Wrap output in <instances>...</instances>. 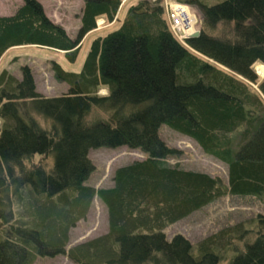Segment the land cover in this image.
Segmentation results:
<instances>
[{
  "label": "trees",
  "instance_id": "1",
  "mask_svg": "<svg viewBox=\"0 0 264 264\" xmlns=\"http://www.w3.org/2000/svg\"><path fill=\"white\" fill-rule=\"evenodd\" d=\"M82 0L74 37L37 0L0 15V57L11 47L61 51L73 64L98 20L78 71L53 61L67 89L44 96L31 70L0 71V264L65 255L73 264H264V212L191 243L163 229L225 196L264 208V0H174L199 13V35L181 44L161 0ZM126 10L118 20L121 9ZM113 24V25H114ZM106 90L105 94L99 93ZM161 124L226 165V178L183 169ZM125 146L145 158L114 169L108 187L86 185L88 151ZM107 230L67 247L94 197Z\"/></svg>",
  "mask_w": 264,
  "mask_h": 264
},
{
  "label": "rangeland",
  "instance_id": "2",
  "mask_svg": "<svg viewBox=\"0 0 264 264\" xmlns=\"http://www.w3.org/2000/svg\"><path fill=\"white\" fill-rule=\"evenodd\" d=\"M37 1L42 5L48 18L62 26L69 37L75 36L79 26L78 14L82 0ZM136 1L129 0L128 2L135 3ZM166 1L169 2L170 0ZM21 3L22 0H0V15L7 16L12 14ZM125 10L126 8L123 6L121 11L118 12V20L122 19ZM187 10L195 19H200L199 13L195 8L189 6ZM113 24H105L103 19L98 20L97 31L87 34L83 39L78 57L73 64L65 59L61 51L27 45L7 49L0 58V71L6 70L15 78L20 79V67L26 65L31 70L35 89L39 93L50 97L58 96L66 91L67 85L55 79L51 69L52 62L59 63L66 70L78 71L87 52L90 40L97 35L115 29L118 26V21L116 24ZM196 27L198 26L196 25ZM187 48L192 50L188 45ZM252 68L257 78L256 83L250 84L252 88L257 90L258 83L264 77V65L254 63ZM99 93L105 94L106 90L102 89ZM158 134L167 146L173 147L178 151L176 156L168 158L170 164H177L183 169L202 171L212 176H219L222 180H225L226 165L213 157L205 155L191 138L164 124L159 126ZM145 156V152L138 149H128L125 146L90 149L88 157L93 165V170L85 181V184L94 188L111 186V177L114 169L126 165L133 160L145 158ZM256 212H264V208L257 200L249 197L228 195L218 198L175 223L166 226L163 232L167 239H171L175 234H181L191 243H195L222 227L249 219ZM106 230V209L95 196L85 217L77 221L74 227L70 229L66 248L102 235ZM34 264L73 263L65 255H57L52 258L36 259Z\"/></svg>",
  "mask_w": 264,
  "mask_h": 264
},
{
  "label": "built area",
  "instance_id": "3",
  "mask_svg": "<svg viewBox=\"0 0 264 264\" xmlns=\"http://www.w3.org/2000/svg\"><path fill=\"white\" fill-rule=\"evenodd\" d=\"M166 18L176 38L187 47L184 39L194 32L195 23L191 21V15L180 4L164 0Z\"/></svg>",
  "mask_w": 264,
  "mask_h": 264
},
{
  "label": "water",
  "instance_id": "4",
  "mask_svg": "<svg viewBox=\"0 0 264 264\" xmlns=\"http://www.w3.org/2000/svg\"><path fill=\"white\" fill-rule=\"evenodd\" d=\"M198 35H199V30H197V31L193 32L192 34H190L188 36V38H194V37H197Z\"/></svg>",
  "mask_w": 264,
  "mask_h": 264
},
{
  "label": "bare ground",
  "instance_id": "5",
  "mask_svg": "<svg viewBox=\"0 0 264 264\" xmlns=\"http://www.w3.org/2000/svg\"><path fill=\"white\" fill-rule=\"evenodd\" d=\"M195 18L194 17H191V21L193 22V23H195ZM186 43V42H185ZM187 45V44H186Z\"/></svg>",
  "mask_w": 264,
  "mask_h": 264
},
{
  "label": "crops",
  "instance_id": "6",
  "mask_svg": "<svg viewBox=\"0 0 264 264\" xmlns=\"http://www.w3.org/2000/svg\"><path fill=\"white\" fill-rule=\"evenodd\" d=\"M1 58V57H0Z\"/></svg>",
  "mask_w": 264,
  "mask_h": 264
}]
</instances>
